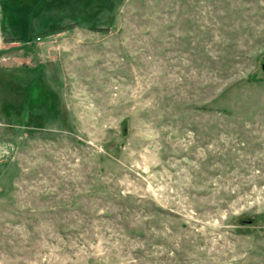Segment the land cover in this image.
<instances>
[{
  "label": "rangeland",
  "instance_id": "rangeland-1",
  "mask_svg": "<svg viewBox=\"0 0 264 264\" xmlns=\"http://www.w3.org/2000/svg\"><path fill=\"white\" fill-rule=\"evenodd\" d=\"M263 63L264 0H0V264H264Z\"/></svg>",
  "mask_w": 264,
  "mask_h": 264
},
{
  "label": "trees",
  "instance_id": "trees-1",
  "mask_svg": "<svg viewBox=\"0 0 264 264\" xmlns=\"http://www.w3.org/2000/svg\"><path fill=\"white\" fill-rule=\"evenodd\" d=\"M93 30H95V31H97V32H102V30H105V29H93ZM21 39H23V37H19V38H18V40H21Z\"/></svg>",
  "mask_w": 264,
  "mask_h": 264
},
{
  "label": "water",
  "instance_id": "water-1",
  "mask_svg": "<svg viewBox=\"0 0 264 264\" xmlns=\"http://www.w3.org/2000/svg\"><path fill=\"white\" fill-rule=\"evenodd\" d=\"M262 73H264V63L260 66Z\"/></svg>",
  "mask_w": 264,
  "mask_h": 264
}]
</instances>
